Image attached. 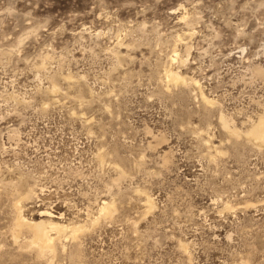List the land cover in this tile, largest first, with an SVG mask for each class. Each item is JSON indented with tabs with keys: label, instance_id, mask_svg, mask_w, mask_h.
Returning <instances> with one entry per match:
<instances>
[{
	"label": "rangeland",
	"instance_id": "rangeland-1",
	"mask_svg": "<svg viewBox=\"0 0 264 264\" xmlns=\"http://www.w3.org/2000/svg\"><path fill=\"white\" fill-rule=\"evenodd\" d=\"M263 118L264 0H0V264H264Z\"/></svg>",
	"mask_w": 264,
	"mask_h": 264
},
{
	"label": "bare ground",
	"instance_id": "bare-ground-1",
	"mask_svg": "<svg viewBox=\"0 0 264 264\" xmlns=\"http://www.w3.org/2000/svg\"><path fill=\"white\" fill-rule=\"evenodd\" d=\"M173 74V73H172ZM175 74V73H174ZM169 76V75H168ZM172 76H177V75H172ZM172 77V78H174ZM178 78V76L176 77ZM175 78V79H176ZM264 119V118H263ZM252 132L251 135L253 137H255L258 140L264 141V121H259V124L257 126H255V128L253 130H251ZM107 207V206H105ZM26 222V221H25ZM23 222V223H25ZM26 224V223H25ZM29 225V224H27ZM31 227L35 228V237L42 243H48L52 238H50V234L48 231V225H46L44 222L42 223H34L33 225L31 224ZM64 226H59V225H54V227L52 228H57V229H63ZM37 240V241H38ZM51 242V241H50Z\"/></svg>",
	"mask_w": 264,
	"mask_h": 264
}]
</instances>
